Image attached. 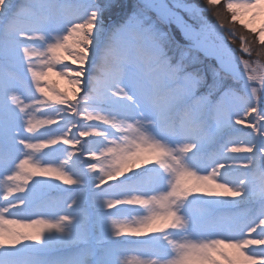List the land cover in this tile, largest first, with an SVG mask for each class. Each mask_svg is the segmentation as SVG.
I'll return each instance as SVG.
<instances>
[{"label": "snow or ice", "instance_id": "1", "mask_svg": "<svg viewBox=\"0 0 264 264\" xmlns=\"http://www.w3.org/2000/svg\"><path fill=\"white\" fill-rule=\"evenodd\" d=\"M262 59L264 0H0V264H264Z\"/></svg>", "mask_w": 264, "mask_h": 264}, {"label": "rangeland", "instance_id": "2", "mask_svg": "<svg viewBox=\"0 0 264 264\" xmlns=\"http://www.w3.org/2000/svg\"><path fill=\"white\" fill-rule=\"evenodd\" d=\"M222 11H223V9H222ZM237 26L241 27L238 23H237ZM177 34H178V33H177ZM257 44H258V42H257ZM244 58L246 59V57H244ZM51 79L54 80V81L59 82V84H60L61 86H63V87H66V86H67L66 81H64L61 77L56 76L55 74H52V75H51ZM137 257H138V253H136V252H131V253H129V255H128L127 258H129V259H135V258H137ZM141 258H142V257H141Z\"/></svg>", "mask_w": 264, "mask_h": 264}, {"label": "trees", "instance_id": "3", "mask_svg": "<svg viewBox=\"0 0 264 264\" xmlns=\"http://www.w3.org/2000/svg\"><path fill=\"white\" fill-rule=\"evenodd\" d=\"M237 27L239 28V26H237ZM257 51H259V48H257ZM245 57H246V59L249 58L248 56H245ZM251 59H253V60H256L257 59V56H256V53L255 52L252 54ZM261 62H264V59H262Z\"/></svg>", "mask_w": 264, "mask_h": 264}]
</instances>
